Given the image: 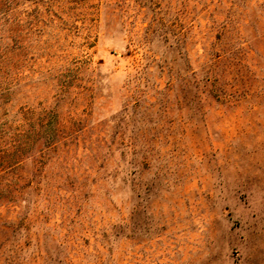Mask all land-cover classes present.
Instances as JSON below:
<instances>
[{
  "label": "rangeland",
  "instance_id": "rangeland-1",
  "mask_svg": "<svg viewBox=\"0 0 264 264\" xmlns=\"http://www.w3.org/2000/svg\"><path fill=\"white\" fill-rule=\"evenodd\" d=\"M1 91L0 264H264V0H4Z\"/></svg>",
  "mask_w": 264,
  "mask_h": 264
},
{
  "label": "trees",
  "instance_id": "trees-1",
  "mask_svg": "<svg viewBox=\"0 0 264 264\" xmlns=\"http://www.w3.org/2000/svg\"><path fill=\"white\" fill-rule=\"evenodd\" d=\"M3 1L4 0H0V5ZM0 94L2 95L3 92L1 91ZM46 125L50 126L51 124L48 122L45 124V126ZM22 136H24V132L20 131L15 134L10 141L4 142V136L0 135L1 142L3 143L1 147L2 149H0V182L13 173V170L15 168L12 166L17 163L18 158H21V156L23 155L22 152L25 148L24 146H26L29 139L23 141L21 138ZM38 140L39 139L33 138L32 141H30L32 142L30 144L36 143ZM52 142H54V138L52 136H49L43 139L42 144L44 146H47ZM32 175L34 176V174ZM33 178L34 177H30L26 183L25 179H23L22 177L16 179H11V177L7 178V182L2 184V186L0 185V205H2L3 203L11 205L16 204V202L20 198H22L25 189L34 180ZM24 217L25 216H23L18 222H14L12 220H6L0 214V251L7 242L15 238L16 233L22 226H24ZM5 262L7 263V261Z\"/></svg>",
  "mask_w": 264,
  "mask_h": 264
}]
</instances>
